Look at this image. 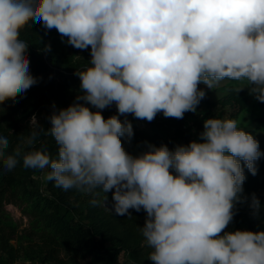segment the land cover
Returning <instances> with one entry per match:
<instances>
[{
	"label": "clouds",
	"instance_id": "clouds-1",
	"mask_svg": "<svg viewBox=\"0 0 264 264\" xmlns=\"http://www.w3.org/2000/svg\"><path fill=\"white\" fill-rule=\"evenodd\" d=\"M30 21L76 49L90 48L91 59L75 72V101L53 105L50 128L30 119L26 143L45 132L57 156L34 149L23 166L49 169L45 179L64 190L112 192L118 215L143 209L152 264H264V231H225L237 203L248 201L254 216L261 208L243 184L244 168L255 176L264 153L236 120L208 118L199 140L173 150L149 144L134 156L121 140L134 135L128 114L151 122L158 113L183 119L195 112L206 95L201 84L212 90L246 81L264 102V0H0V105L38 82L20 38ZM113 104L117 114L106 119L102 110ZM8 147L0 135V156ZM20 155H8L4 167L13 170Z\"/></svg>",
	"mask_w": 264,
	"mask_h": 264
},
{
	"label": "trees",
	"instance_id": "trees-1",
	"mask_svg": "<svg viewBox=\"0 0 264 264\" xmlns=\"http://www.w3.org/2000/svg\"><path fill=\"white\" fill-rule=\"evenodd\" d=\"M56 32L55 29L46 30L42 23L34 21H30L29 26L22 30L20 38L29 44L30 72L38 82L14 101L0 105V135L9 140L4 156H0V264H10L19 257L29 261L58 260L56 253L59 251L69 257L67 264H79L78 259L86 260L87 264H112L121 252L128 255L131 264H152L148 254L139 247V222L146 218L143 209L139 212L129 209L131 216L118 215L110 210L113 204L110 194H104L97 188L93 193L97 192L100 198L94 196L83 201L79 198L82 190H64L46 180L49 169L23 166V155L34 149L46 148L54 158L57 156L58 147L54 138L45 132L41 133L34 145L26 143L30 118L45 106L67 108L72 104L75 100L65 97L66 90L80 94V80L73 70L82 65L89 66L87 59L74 60V47L68 45L66 40H63V44L69 47L68 50L60 48L61 56H52L50 51L43 50L48 44L42 41L41 36L48 34L49 38ZM58 39L49 44L50 48L57 47ZM249 87L246 86L238 93L230 88L224 101H232L228 115L235 117L246 107L252 97ZM260 104L264 106V102ZM53 110L49 109L39 120L45 129L51 127L48 117ZM222 116L220 113L212 118L222 119ZM127 119L134 124L131 117ZM206 119L202 118L199 123L201 131ZM257 126L264 131V115L258 118ZM132 127L134 135L130 139L121 137V140L125 150L134 156L146 151L149 144L157 147L163 144L173 150L177 145H187L193 141L185 135L181 121H172V124L167 121L153 122L149 128ZM259 145L260 151L264 153V143L259 142ZM17 150L21 153L18 157L20 163L9 171L4 167V160ZM256 167L255 176L244 168L246 180L243 187L250 194L264 189V155L256 161ZM105 195L109 210L99 204ZM6 203H17L22 207L23 213L29 218L28 228L19 229L18 222L5 211ZM247 222L249 231H253L254 224L248 219ZM14 239L35 242L37 247H15L11 242Z\"/></svg>",
	"mask_w": 264,
	"mask_h": 264
},
{
	"label": "rangeland",
	"instance_id": "rangeland-1",
	"mask_svg": "<svg viewBox=\"0 0 264 264\" xmlns=\"http://www.w3.org/2000/svg\"><path fill=\"white\" fill-rule=\"evenodd\" d=\"M47 35L48 34H44L41 37H43L42 41L48 45L54 42L55 39H58L59 37H61L58 32H56L54 35L50 36L49 38L47 37ZM63 40H66V39L64 38ZM63 40L58 39V42H57L58 48L57 47L50 48V53L52 56H57V55L61 56L62 50L60 48H66L65 50H68L69 46H65L63 44L65 41ZM73 54H74L73 56H74L75 61H77L78 59H87L88 61H90L91 59L90 48L87 50H80V49L74 48ZM86 67L87 65L76 67L73 70V72L75 73L76 70H80V68H86ZM246 86H248L246 81H231V80H225L221 82V84L218 87L212 90L208 89L203 84L199 85V87L206 92V95L197 105L196 111L186 112L183 116V119L165 118L162 113H158L155 119L151 122H148L146 120L137 119L132 114H128L127 117L128 118L131 117L133 119L134 124H132V126H137L139 128L141 127L149 128L150 123H153V122L167 121L170 124H172V121H175V122L181 121L183 124V129L185 130V135L189 139L199 140V134L202 132L201 129L199 128V123L201 119L205 117L212 118L213 116H216L221 113L223 114L222 119L236 120L240 128L252 134L258 142L264 143V131L260 130L259 127L257 126L258 118L264 115V106H262L260 104V101L255 99L254 96H252L248 100L246 107L243 110H241L235 117H231L230 115H228L230 111L229 106H232L231 104L232 101L231 100H228L226 102L224 101H225L227 94L230 91V88H234V89L245 88ZM76 96L77 95L74 92H72L70 89L66 90L65 97L68 100H75ZM55 108L57 109L58 106H55ZM49 109H53V105L45 106L38 113H35L33 115L36 116L39 122L42 115H44V113L47 112ZM58 109H60V106ZM116 114H117V110L114 104L111 107H108L102 110V115L106 119ZM120 119L121 120L125 119V117L121 116ZM29 124H30V121H29ZM108 194L112 196V192H108ZM243 195L248 197L250 201L252 194L247 193L244 189ZM255 195L259 199L260 205H261L259 214L257 216L253 215L252 209L249 207L248 201L237 203L235 206V210H234L235 215L233 217V220L228 225V227L225 229V231L249 230L248 228L249 224L247 222V219L251 223L254 224L252 227L253 231L256 232V231H259L260 229L261 231H264V189L259 190ZM94 196L99 197V198L101 197L97 192L89 193V192L81 191L79 198L80 200L87 201L89 198H92ZM99 204L100 206L105 207L107 210L110 209L108 207L107 202H104V199H100ZM4 209L6 212L10 214L13 220L18 222L20 230L29 227V218L25 213H23L22 207L19 206L17 203H6L4 205ZM139 223H141L139 224V230L141 231L140 227L144 226L145 221L141 220ZM11 242L15 247H19L20 245H26V247H29L31 249L37 247L35 242H27L25 240L14 239ZM139 247L140 249L143 250L144 253L148 255L151 252V249L146 245V242H145V239L142 233H140ZM56 255H57L58 260L48 259L44 261L42 260L29 261V260H25L19 257L10 264H67V262L69 261V257L63 251L57 252ZM77 262L79 264H87L86 260L78 259ZM99 264H103V263H99ZM112 264H131V262H130V258L128 257V255L121 252L117 258V261Z\"/></svg>",
	"mask_w": 264,
	"mask_h": 264
}]
</instances>
